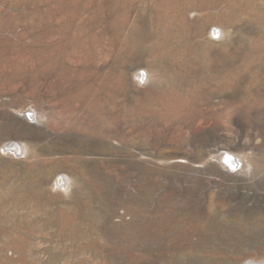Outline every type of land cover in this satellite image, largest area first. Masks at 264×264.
Instances as JSON below:
<instances>
[{"label":"rangeland","instance_id":"obj_1","mask_svg":"<svg viewBox=\"0 0 264 264\" xmlns=\"http://www.w3.org/2000/svg\"><path fill=\"white\" fill-rule=\"evenodd\" d=\"M253 258L264 0H0V264Z\"/></svg>","mask_w":264,"mask_h":264},{"label":"bare ground","instance_id":"obj_2","mask_svg":"<svg viewBox=\"0 0 264 264\" xmlns=\"http://www.w3.org/2000/svg\"><path fill=\"white\" fill-rule=\"evenodd\" d=\"M85 2V1H84ZM99 3V2H98ZM104 3V2H103ZM86 4V3H85ZM197 5H199L198 3H196ZM203 4V3H202ZM202 4H200V5H202ZM86 6V5H85ZM179 6H181V5H179ZM98 7V6H97ZM69 8V7H68ZM191 9V8H190ZM197 9V8H196ZM81 10V9H80ZM73 11V10H72ZM102 11V10H101ZM187 11V10H186ZM189 11V10H188ZM98 13V12H97ZM105 13V12H104ZM202 13V12H201ZM160 14V13H159ZM95 15V14H94ZM185 15V14H184ZM183 15V16H184ZM67 16V15H66ZM80 16V15H79ZM197 16V15H196ZM91 17V16H90ZM88 18V17H87ZM181 18V17H180ZM183 19V18H182ZM181 19V20H182ZM84 20V19H83ZM54 21H56V20H54ZM148 23V22H147ZM150 23V22H149ZM123 24V23H122ZM142 25V24H141ZM187 25V24H186ZM116 27V26H115ZM202 27V26H201ZM58 29V28H57ZM62 29V28H61ZM68 30V29H67ZM80 30H82V29H80ZM141 30V29H140ZM166 30V29H165ZM52 31V30H51ZM59 31V30H58ZM57 31V32H58ZM222 31V30H221ZM60 32V31H59ZM63 32V31H62ZM67 32V31H66ZM94 33V32H93ZM30 34V33H29ZM82 34V33H81ZM163 34V33H162ZM86 35V34H85ZM88 35H90V34H88ZM87 35V36H88ZM108 36V35H107ZM46 37V36H45ZM90 37V36H89ZM119 37V36H118ZM58 38V37H57ZM36 39V38H35ZM100 39V38H99ZM152 39V38H151ZM76 40V39H75ZM89 40V39H88ZM124 40V39H123ZM108 41V40H107ZM147 41V40H146ZM136 42H137V40H136ZM72 43V42H71ZM108 43V42H107ZM113 44V43H112ZM82 45V44H81ZM15 46V45H14ZM155 46V45H154ZM76 49V48H75ZM88 50H90V49H88ZM92 50V49H91ZM153 51V50H152ZM2 54V53H1ZM51 54V53H50ZM25 55V54H24ZM90 55V54H89ZM85 57V56H84ZM64 58V57H63ZM55 59V58H54ZM23 61V60H22ZM52 61V60H51ZM48 67V66H47ZM3 71V70H2ZM73 96V95H72ZM76 97V96H75ZM64 111V110H63ZM72 113V112H71ZM7 147V148H6ZM13 148L14 150H16V151H20L21 153H25V150L27 149V147H26V145L25 144H19V143H16L15 141H13V142H8L7 144H5L4 145V148L7 150L8 148ZM11 152V151H10ZM13 153V152H12ZM19 153V152H18ZM215 154V153H214ZM232 154V153H231ZM231 154H220L221 155V157H220V160H221V162H222V164L229 170V171H232L233 169H234V167H236L237 166V168L239 169V167H238V159H236L234 156H232ZM219 155V154H218ZM235 155V154H234ZM217 156V155H216ZM242 163V162H241ZM221 164V163H220ZM241 169V168H240ZM234 171H236V170H234ZM238 171H240V170H238ZM225 172V171H224ZM5 181H7V180H5ZM70 181H69V177L68 176H61L57 181H56V184L57 185H60V184H63L64 186H65V188L67 187L68 188V184H70L69 183ZM5 183V182H4ZM3 183V184H4ZM243 264H264V260L263 261H258V260H254V258L253 259H249V260H247L246 262H244Z\"/></svg>","mask_w":264,"mask_h":264}]
</instances>
